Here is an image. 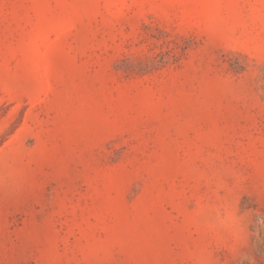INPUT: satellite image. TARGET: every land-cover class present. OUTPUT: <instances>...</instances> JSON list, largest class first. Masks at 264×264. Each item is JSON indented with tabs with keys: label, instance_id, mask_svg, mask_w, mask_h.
I'll return each instance as SVG.
<instances>
[{
	"label": "rangeland",
	"instance_id": "obj_1",
	"mask_svg": "<svg viewBox=\"0 0 264 264\" xmlns=\"http://www.w3.org/2000/svg\"><path fill=\"white\" fill-rule=\"evenodd\" d=\"M0 264H264V0H0Z\"/></svg>",
	"mask_w": 264,
	"mask_h": 264
}]
</instances>
